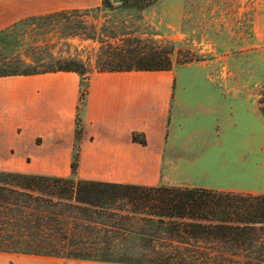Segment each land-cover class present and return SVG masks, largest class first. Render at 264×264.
Listing matches in <instances>:
<instances>
[{
    "label": "trees",
    "instance_id": "obj_1",
    "mask_svg": "<svg viewBox=\"0 0 264 264\" xmlns=\"http://www.w3.org/2000/svg\"><path fill=\"white\" fill-rule=\"evenodd\" d=\"M133 1L143 7L141 0ZM114 3L128 7L132 0H101L93 8L112 10ZM86 10L63 9L23 18L1 29L0 39L12 26L40 19L76 34L78 24L70 16ZM126 34L92 33L91 38L100 43L93 67L49 55L0 58V76L57 71L80 76L71 174L0 170V252L122 264H264V193L145 186L76 176L81 111L90 74L171 69L165 45L156 43L155 48L151 39L153 45L142 47L139 37ZM131 136L135 142L146 143L142 133ZM135 247L142 250L134 251Z\"/></svg>",
    "mask_w": 264,
    "mask_h": 264
},
{
    "label": "crops",
    "instance_id": "obj_2",
    "mask_svg": "<svg viewBox=\"0 0 264 264\" xmlns=\"http://www.w3.org/2000/svg\"><path fill=\"white\" fill-rule=\"evenodd\" d=\"M100 4L0 0V30L29 16ZM176 75L174 69L90 74L78 178L155 186L166 182L165 175H180L191 186L241 190L231 183L239 169H231L240 165L250 133L241 132L239 111L228 105L225 113L221 89L173 87ZM79 80L72 71L0 76V170L71 174ZM133 132L146 143L133 141ZM250 156L255 157L254 140ZM63 263L122 264L0 252V264Z\"/></svg>",
    "mask_w": 264,
    "mask_h": 264
},
{
    "label": "rangeland",
    "instance_id": "obj_3",
    "mask_svg": "<svg viewBox=\"0 0 264 264\" xmlns=\"http://www.w3.org/2000/svg\"><path fill=\"white\" fill-rule=\"evenodd\" d=\"M140 2L142 8L132 0L128 7L114 3L112 10L90 7L71 15L72 23L78 24L76 34L41 19L16 24L0 39V58L49 55L93 67L100 43L92 33L108 37L124 32L139 37L142 47L153 45L155 39L154 45H165L169 51L171 69L177 74L173 87L221 89L225 113L228 105L239 111L241 132L250 137L242 144L248 146L240 150V162L235 159L240 165L231 170L239 169L234 174L240 175H234L231 183L240 186L236 192L264 193V0ZM252 140L254 158L249 157ZM185 179L165 175L161 185L199 187L185 184ZM138 250L142 248H134Z\"/></svg>",
    "mask_w": 264,
    "mask_h": 264
},
{
    "label": "water",
    "instance_id": "obj_4",
    "mask_svg": "<svg viewBox=\"0 0 264 264\" xmlns=\"http://www.w3.org/2000/svg\"><path fill=\"white\" fill-rule=\"evenodd\" d=\"M115 1H116V0H115ZM158 222L162 223V220H161V221H158Z\"/></svg>",
    "mask_w": 264,
    "mask_h": 264
}]
</instances>
